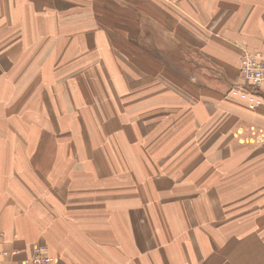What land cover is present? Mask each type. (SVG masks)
Returning <instances> with one entry per match:
<instances>
[{
  "label": "rangeland",
  "instance_id": "1",
  "mask_svg": "<svg viewBox=\"0 0 264 264\" xmlns=\"http://www.w3.org/2000/svg\"><path fill=\"white\" fill-rule=\"evenodd\" d=\"M208 1L0 0L3 115L25 118L23 126H28V131L45 125L50 137L45 148L56 153L54 157H46L47 153L39 158L30 156L24 163L25 169L34 165L29 174L35 199L27 207L37 217L50 216V232L65 233L56 220L59 215L66 219L60 210L75 212L74 206L63 209L62 200L71 203L78 193H85L82 198L90 200L122 190V183L114 187L108 183L118 175L128 178L125 187L138 190V195L148 194L151 199L170 196V185L155 186L156 178L171 176L166 167L202 163L205 148L222 143L214 137L218 128L195 125L192 138L182 147L190 148L191 154L164 155L169 136L178 127L171 118L179 112V117H190L193 110L183 108L203 99L202 80L193 81L202 71L190 65L188 53H203L207 37L219 34L233 44L251 31V13L242 10L241 0H210L206 7ZM193 10L201 21L186 13ZM170 36L178 43L172 44ZM144 75L151 80L147 89L139 86ZM178 81L181 85L193 83L188 88L194 94L190 92L187 99L188 89L180 90L177 100L183 108L174 109L169 88L179 87ZM158 92L160 99L155 100ZM14 126L18 127L19 147L25 149L26 131L20 124ZM239 131L232 133L233 139L242 145L238 150L247 152L256 144H251L250 133ZM63 155L70 166L66 172L58 169ZM75 164L83 166L81 173L72 170ZM78 181L80 184H75ZM260 216H264L262 209ZM87 220L90 224L89 217ZM39 238L29 246L40 244L37 242L44 237Z\"/></svg>",
  "mask_w": 264,
  "mask_h": 264
},
{
  "label": "crops",
  "instance_id": "2",
  "mask_svg": "<svg viewBox=\"0 0 264 264\" xmlns=\"http://www.w3.org/2000/svg\"><path fill=\"white\" fill-rule=\"evenodd\" d=\"M206 3L208 7L210 0ZM241 5L242 10L251 13L250 32L243 33L233 44L219 34L207 37L208 41L203 40V53H188L190 65L202 71L200 77L193 79L202 80V102L191 101L187 106L183 101L187 106L183 108L177 100L184 88L188 89L186 97L190 99L189 94L194 91L188 87L193 83L181 85L178 81L180 89L169 88L174 97L171 108L193 111L187 118L179 117L180 112L173 114L171 122L178 127L171 132L164 155L191 154L190 148L182 147L192 138L195 125L218 128L214 137L222 142L216 148H205L206 159L202 163L166 167L171 176L164 180L156 178L161 182L155 181V186L161 189L170 185V196L151 199L148 194L138 195V190L132 192L129 186L125 187L128 178L118 175L108 183L111 187L122 183V190L90 200L82 198L85 193L77 192L80 195L73 202L62 200L63 209L74 206L75 214L60 210L66 219L59 215L56 220L65 233L54 229L50 232V216L37 217L27 207L35 199L29 174L34 165L27 166L28 169L24 166L30 156H56L45 148L49 134L45 133V125L28 131V126H23L27 123L25 118L4 117L0 101V247L27 250L31 243L44 237L37 243L49 247L56 264H264V216H260L261 209L264 210V143L257 144L264 142V109H252L246 101L228 93L239 80L243 49L264 48V0H241ZM189 12L186 13L192 18L199 19L194 10ZM176 39L169 37L172 44L178 43ZM4 75H0V92L4 90ZM148 82L150 85L151 80L144 75L140 88L147 89ZM159 93L155 100L160 99ZM199 111L202 116L192 115ZM13 121L26 131L25 149L19 147L18 127ZM237 129L241 134L250 133L251 144H256L247 152L238 150L242 145L233 139L232 133ZM63 156L58 169L66 172L70 166L66 165V155ZM72 170L79 174L83 166L75 164ZM122 171L123 168L115 172ZM94 189L98 191L99 187L94 185ZM40 219L42 223L37 222Z\"/></svg>",
  "mask_w": 264,
  "mask_h": 264
},
{
  "label": "built area",
  "instance_id": "3",
  "mask_svg": "<svg viewBox=\"0 0 264 264\" xmlns=\"http://www.w3.org/2000/svg\"><path fill=\"white\" fill-rule=\"evenodd\" d=\"M248 103L252 109H264V48L243 49L239 80L228 92ZM3 233L0 232V237ZM46 244H34L26 252L20 248L0 247V264H56Z\"/></svg>",
  "mask_w": 264,
  "mask_h": 264
}]
</instances>
